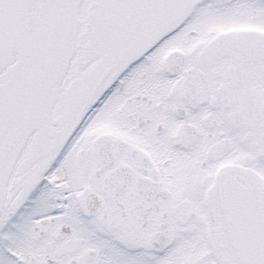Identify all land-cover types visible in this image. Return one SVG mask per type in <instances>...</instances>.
<instances>
[{
	"label": "snow or ice",
	"instance_id": "1",
	"mask_svg": "<svg viewBox=\"0 0 264 264\" xmlns=\"http://www.w3.org/2000/svg\"><path fill=\"white\" fill-rule=\"evenodd\" d=\"M0 264H264V0H0Z\"/></svg>",
	"mask_w": 264,
	"mask_h": 264
}]
</instances>
